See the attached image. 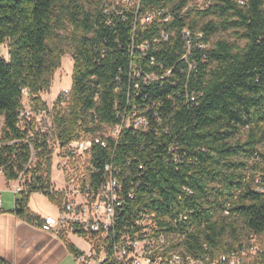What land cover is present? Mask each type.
Listing matches in <instances>:
<instances>
[{"label": "trees", "instance_id": "obj_1", "mask_svg": "<svg viewBox=\"0 0 264 264\" xmlns=\"http://www.w3.org/2000/svg\"><path fill=\"white\" fill-rule=\"evenodd\" d=\"M190 2L143 0L142 12L168 8L172 19L134 31V16H107L103 0H0V47L8 43L9 56L0 57V169L7 182L25 175L13 210L18 218L42 226L28 208L30 196L57 199L49 136L21 117L22 99L26 93L33 111L48 110L40 95L51 88L68 43L71 95L66 113L56 112L52 123L59 143L97 133L92 113L114 125L136 110L151 122L146 132L124 130L109 150H93L101 171L113 162L129 174L121 178L124 194L135 189L118 213L121 227L145 209L172 207L190 218L179 229L193 254L203 245L226 253L249 234L264 237V194L253 190L264 179V0H208L203 10L187 9ZM185 29L192 41L187 61ZM162 34H169L166 41ZM138 70L171 75L144 84L132 75Z\"/></svg>", "mask_w": 264, "mask_h": 264}, {"label": "built area", "instance_id": "obj_2", "mask_svg": "<svg viewBox=\"0 0 264 264\" xmlns=\"http://www.w3.org/2000/svg\"><path fill=\"white\" fill-rule=\"evenodd\" d=\"M143 0H103L102 11L107 16L125 18L126 14H132L135 18L133 29L145 28L147 25L157 21L167 23L172 19L168 8H150L145 12L141 9ZM163 2L164 0H157ZM208 0H191L188 8L203 10L208 5ZM242 3V1L240 2ZM187 9H184L183 13ZM108 25L111 24L107 20ZM183 40L186 42V54L182 60L187 61L192 50L190 32L182 31ZM169 34H162L166 41ZM158 42V41H155ZM201 50L206 45L198 43ZM148 49L145 45L142 51ZM154 61H151V65ZM189 69L192 66L189 65ZM132 75L142 80L144 84L161 81L170 77L168 71L165 77L158 75L143 74L142 71H133ZM136 90L139 84L135 85ZM71 95L70 87L63 90L56 102L57 107L68 105ZM47 111L23 112L22 118L28 121L34 119ZM49 112V111H48ZM51 116V112H49ZM99 130L94 134L83 135L68 144H61L54 137L53 116L50 128L43 132L49 137L48 144L53 151L52 173L56 169L61 176V184L58 187L53 184L52 173L51 193L57 199L53 204L57 209L56 218H46L41 226L44 230L51 231L61 239L65 240L69 235L78 236L88 244V252L74 254L78 264H264V237L257 234H249L241 242L226 253L212 254L207 245H203L200 252L193 254L184 243L188 240L187 233L180 230L181 224L188 225V216L177 215L174 208L170 213L160 210L145 209L136 217L123 222L122 227L118 222V213L122 210L124 200L134 197V188L124 194L121 178L127 179L129 174L122 176V169L115 167L114 163H107L103 171L92 163L93 150L100 147L109 150V141L116 144L124 130L135 132H146L151 128L149 117L144 113L133 110L131 114L120 116V121L114 125L99 123L97 116L92 113ZM154 117L158 119L157 113ZM36 129L38 125L36 123ZM35 152L32 149V157L28 167L34 162ZM114 152L111 154L113 158ZM84 160V171L75 165ZM139 167V171L142 170ZM4 177L3 169H0V177ZM141 176L140 173L137 174ZM25 182L22 173L18 180L12 181L11 188L14 195L21 193ZM253 190L264 194V179L258 177L255 180ZM187 194L191 192L185 189ZM1 206V199H0ZM172 228V229H170Z\"/></svg>", "mask_w": 264, "mask_h": 264}, {"label": "crops", "instance_id": "obj_3", "mask_svg": "<svg viewBox=\"0 0 264 264\" xmlns=\"http://www.w3.org/2000/svg\"><path fill=\"white\" fill-rule=\"evenodd\" d=\"M13 185L0 177V260L8 264H78L67 244H72L81 253L88 252V246L84 249L70 236L65 241L41 226L18 218L13 213ZM28 208L42 220V225L44 219L57 217L56 207L40 193L30 196Z\"/></svg>", "mask_w": 264, "mask_h": 264}, {"label": "rangeland", "instance_id": "obj_4", "mask_svg": "<svg viewBox=\"0 0 264 264\" xmlns=\"http://www.w3.org/2000/svg\"><path fill=\"white\" fill-rule=\"evenodd\" d=\"M96 2V0H95ZM68 34V33H66ZM219 37L213 38L211 42H215L218 40ZM65 49V56L61 60V67L58 69L54 74V79L51 85V88L47 91L43 92L40 97L42 101L47 105L48 110H45L47 112L43 113L39 117L35 118L36 123L38 125V129L42 132L47 131L50 128L51 122H52V116L56 112L60 113H66L67 105L65 107H57L56 102L58 100V97L63 93V90L70 87L71 81H72V72H73V50L72 46L68 43H65L64 45ZM0 57H3L5 59H9L8 56V43L0 47ZM22 105L24 112H31L33 111L30 99L28 98L27 94L25 93L22 99ZM51 112V116L49 112ZM0 137H1V130H2V122L3 118L0 117ZM25 122L28 121L26 118L24 120ZM85 161L82 160L80 163H76L75 165L80 166V171H84V165ZM54 167V162H53ZM52 180L54 183L59 187L61 184V176L58 174L56 169L53 170L52 173ZM14 195V194H13ZM16 198V195H14V199ZM70 237L74 238V242L77 245H80V247H84L86 249V245L88 246L87 242L78 236L69 235Z\"/></svg>", "mask_w": 264, "mask_h": 264}]
</instances>
